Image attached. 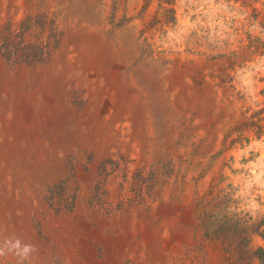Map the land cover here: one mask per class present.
Wrapping results in <instances>:
<instances>
[{"label": "rangeland", "instance_id": "obj_1", "mask_svg": "<svg viewBox=\"0 0 264 264\" xmlns=\"http://www.w3.org/2000/svg\"><path fill=\"white\" fill-rule=\"evenodd\" d=\"M11 235L31 264H264V0H0Z\"/></svg>", "mask_w": 264, "mask_h": 264}, {"label": "clouds", "instance_id": "obj_2", "mask_svg": "<svg viewBox=\"0 0 264 264\" xmlns=\"http://www.w3.org/2000/svg\"><path fill=\"white\" fill-rule=\"evenodd\" d=\"M38 248L31 242H26L20 236H5L0 239V257L14 256L17 264H31Z\"/></svg>", "mask_w": 264, "mask_h": 264}, {"label": "bare ground", "instance_id": "obj_3", "mask_svg": "<svg viewBox=\"0 0 264 264\" xmlns=\"http://www.w3.org/2000/svg\"><path fill=\"white\" fill-rule=\"evenodd\" d=\"M110 75V74H109ZM53 99V98H52ZM52 105V104H51ZM153 133V132H152ZM99 233V232H98ZM100 234V233H99Z\"/></svg>", "mask_w": 264, "mask_h": 264}]
</instances>
